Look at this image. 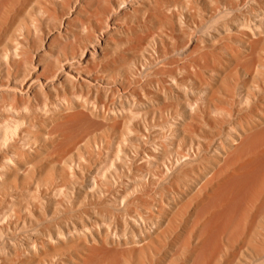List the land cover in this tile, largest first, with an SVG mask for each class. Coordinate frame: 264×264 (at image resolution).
<instances>
[{"label": "bare ground", "instance_id": "6f19581e", "mask_svg": "<svg viewBox=\"0 0 264 264\" xmlns=\"http://www.w3.org/2000/svg\"><path fill=\"white\" fill-rule=\"evenodd\" d=\"M142 1L111 4L96 26H89L86 44L67 53L56 45L74 33L88 0H0V190L20 171L35 179L31 186L15 190L6 201L8 210L0 215V252L24 253L19 264L42 257L46 248L73 245L80 250L39 264H69L67 259L79 264H264V103L260 107L257 102L260 82L249 83L253 64L244 51L250 38L264 32L263 19L245 15V30L239 32L248 42L240 46L244 50L229 48L226 56L200 70L198 85L184 87L177 81L184 102L168 112L157 107L151 121L141 117L138 108L98 109L91 102L54 96L65 86L99 90L103 86L99 80L113 82L92 74L101 72L114 25L126 13L122 8L135 9ZM261 1L253 7L257 13H262ZM56 3L62 12L52 8ZM234 4L231 1L229 7ZM46 15L52 26H44ZM234 27L221 23L223 32L239 31ZM145 52L150 54L146 48ZM241 63L244 77H235ZM137 66L132 61L128 76H120L119 82L140 77ZM226 78L230 82L222 86ZM169 93L176 97L175 90ZM39 97L53 125L45 146L35 143ZM147 101L152 105L151 99ZM108 128L118 131L115 141L107 135L98 138L97 132ZM22 139L27 148L19 143ZM64 141L70 146L54 157ZM42 154L48 159L49 178L44 180L37 175ZM154 188L158 190L150 198ZM106 202L120 206L108 214L119 221V233L100 222L106 217ZM47 221L51 224L44 225ZM20 232L23 236H18Z\"/></svg>", "mask_w": 264, "mask_h": 264}, {"label": "rangeland", "instance_id": "374dc122", "mask_svg": "<svg viewBox=\"0 0 264 264\" xmlns=\"http://www.w3.org/2000/svg\"><path fill=\"white\" fill-rule=\"evenodd\" d=\"M110 1L88 0L85 11L79 15V19L74 23L75 24L73 26L74 33L68 39H62L60 43H57L56 48L64 47L66 52L70 53L75 48L74 46H78V45L83 46L84 44H86L85 34L87 33V30L90 28L89 26L91 25L96 26L99 18L98 16H101L103 13L108 12V8L111 6V4H114L117 0H110ZM231 1L232 2L234 1L235 4L230 8L229 4H231ZM258 2H260V0H255V2L254 0H240V1L239 0H216V1L215 0H143L139 5L135 7V9L132 10L127 9L128 10L127 11V10H123L126 9L123 7L122 12H126V13L122 15L120 19H117L116 21L117 24L114 25L115 29L112 32L109 45L106 47L105 56L102 58L100 63L101 72L96 73L97 75L94 73L92 74L95 75V77L97 78L100 77L103 79L111 80L113 82L107 83L104 80H99L98 82L100 84L102 83L101 85H103L102 88L99 90H96L95 88L94 89L90 88V90L86 88L74 89L71 88L70 86H65L64 89H61L59 91L57 96L55 94L54 96L55 98L57 99L59 98L60 100H63V98L67 96L73 99H78L82 101L84 100L88 103L91 102L90 105L94 106L95 104V107L97 105L98 109L116 108L117 110H120L121 106H125L124 107L125 110L129 112V110H132L133 108H138L136 112L141 117L146 116V118L149 121H151L155 119L157 116L158 113L156 111L157 107L164 106L163 109L167 110L166 112H168L170 108L176 107L178 104H182L184 102V97L181 93V90H179L178 87H176L177 81L180 82L181 85L184 87L193 84L198 85L200 83V80L197 74L199 73L200 70L212 64L214 65L218 60V58L226 56L228 54L229 48L244 50V49H240V46L246 45L248 42L246 41L247 39L244 35L239 34V32L245 30V26L243 25V17L245 15H249L250 18L256 17L264 20V14H263L264 0H262L260 3V5L263 6L262 13H257V10L253 9V7L258 8V4H259ZM31 4L34 3L31 2ZM127 6L129 7V5L126 4V7ZM52 8L56 9V11L58 12H62V5L60 3H56L52 5ZM203 13L205 14L203 15ZM110 17L111 15H108V19ZM224 21L228 22L233 27L235 26L234 28L238 29L239 31L236 32L221 31V23ZM43 23L44 26H52L53 21L51 16L49 15L44 16ZM194 24L196 25V27ZM203 24H206V26L204 25V27L206 28L201 26ZM124 26L127 27L128 29L125 28ZM181 26L183 27V29ZM198 28L201 29L198 30ZM198 31H201L202 33L200 32L199 34ZM263 35L264 32H262L260 35H256L254 38L253 37L250 38L249 49L244 50L246 51L245 53L250 54L249 57L251 59L249 58V61L253 64V67L249 69V83L253 85L256 84L255 81H258L261 84L260 90L257 91V102L259 103L260 107H262V104L264 103V36ZM168 38H170L171 40ZM188 43H190V46ZM257 45H259L258 46L259 49ZM145 48L147 49V51L150 52V54L145 52ZM255 48L257 50V53L251 54V52L256 51ZM187 50L190 51L189 54L185 56V54L188 53ZM191 50H193L194 52ZM179 51L180 52L182 51L184 53L182 52L180 53ZM255 54H257L258 56L257 59L255 58V56H253ZM150 55L152 56V58ZM251 56L254 57V59ZM145 57L146 60L144 59ZM181 57H183L184 59ZM171 59L173 60L171 61ZM134 60L137 61L138 63L137 69H139V71L137 75L140 77L136 76V78L133 79V77L131 76L132 78L129 77L130 79L129 81L125 80V82L120 83L119 79L122 78L120 76L122 75L128 76L127 67ZM139 61L142 62L139 63ZM159 64L161 67L159 66ZM244 69L245 67L241 63L239 65L238 74L234 76L237 77L238 75V77L243 78L245 71ZM192 70L195 71L193 72ZM168 76H170L171 78ZM116 79L117 81L114 82V80ZM133 81L134 83L132 84ZM157 81L159 82L157 83ZM150 82L151 84H149ZM227 82H230L228 78H226L223 81L222 86H224ZM148 85L151 86V88H148ZM103 87H105L106 89ZM117 89H119L118 90L119 92L117 91ZM107 90L108 91L110 90L109 94ZM169 90H173V91L175 90V92L177 93L176 97L172 96L169 93ZM96 91H98V93H96ZM113 91L115 93H113ZM142 91L144 92L143 94L145 95L146 99L144 98ZM110 92L115 94L114 96H121V95L122 96L115 97L114 100V96H112L113 94H111ZM120 93L122 94L120 95ZM77 95L79 96V98ZM106 95H108L109 97ZM131 96H133V99L134 100L136 99L138 103L143 104V106L146 105L147 107L146 108H143V106L135 107L133 103L137 101H133ZM120 98L123 99V101ZM117 99H120L119 100L120 102H118ZM149 99L152 100V105H151V101L149 102L147 101ZM101 104H103L104 108L102 107ZM115 104L117 105L115 106ZM36 105H37L36 108H39V111H37L36 118L34 120L35 123L34 129L39 132V136L38 139L35 141V143L45 146L50 142L51 139L49 135L50 130L48 129L52 128L53 125L50 124L48 116L45 114V111H43L44 110L43 97H39L37 99ZM99 105L101 106V108ZM95 120L101 122L99 118ZM132 120H134L133 122H135L137 120V117H134ZM129 121L130 120L127 119V122ZM138 121H142V119H138ZM104 135H107L110 139H112V141H115V139L117 138L116 136L118 135V131L115 128H108V129H101L97 132L98 138ZM26 138L27 137H25V139ZM25 139L20 140L19 143L23 147L27 148L28 145H26V142H24ZM64 142H63L64 148L58 150L55 153L54 157H60L62 154H64L65 148L66 147L68 148L70 146L69 142L67 141ZM48 150L50 151L51 149H47L46 152H48ZM39 160L40 161H38L37 175L44 180L46 178H49L48 171L45 168V164L47 163L48 159L47 157L44 156V154H42ZM53 174L56 176V181H59L60 177L58 171H54ZM34 182L35 179H32L31 177H25V175L21 171L17 174V177L9 178L7 183L5 184V187L2 190H0V196L3 198V200L0 201V215L4 213L6 210H8L6 201L11 199V195L15 193L16 189L22 188L26 185L31 186ZM89 190H91V187H89ZM157 190L158 188H154L150 191V198L151 196H154ZM105 205L106 206H104V212L106 213V217H104V219H101L96 214L95 217L101 219L100 222L103 223L108 228L111 227V229H109L111 232L114 231L118 232L120 230L119 221L118 220H115V222L112 221L110 219V215H112V212H117L116 210L120 208V206H118L116 203L114 204V202H106ZM75 208L76 206L74 207V209ZM107 209L109 213L107 212ZM55 220H58V218H55ZM0 223H2V221ZM47 224L49 225L51 223L49 221L44 223V225ZM32 232H35V230H33ZM18 236H23L22 232H20ZM168 242L169 240L167 239L166 241L163 242V245L167 246ZM0 243H2V241H0ZM78 250H80V247L78 245H73L70 248L62 247L61 249L46 248L43 250L42 257L35 258L30 264H39V262L44 263L45 261L58 260L60 259L59 257L60 255H63L65 257L69 254L76 253V251ZM164 250H165L164 246L160 247L159 250L160 252L159 255L156 256V260H158L159 257H161L160 254L161 252H164ZM3 252H0L1 253L0 264H19L20 259L22 257H25V254L22 252L18 254L10 253L5 250ZM16 255H18L19 257L18 256L16 257ZM67 261L69 264H76V263L79 264L78 261L74 259L70 261L67 259ZM205 264H210V261L206 262Z\"/></svg>", "mask_w": 264, "mask_h": 264}]
</instances>
